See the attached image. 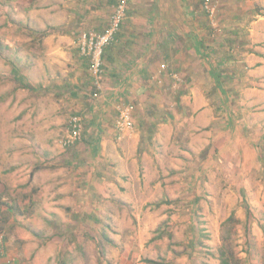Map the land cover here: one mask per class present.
Instances as JSON below:
<instances>
[{
	"label": "rangeland",
	"instance_id": "1",
	"mask_svg": "<svg viewBox=\"0 0 264 264\" xmlns=\"http://www.w3.org/2000/svg\"><path fill=\"white\" fill-rule=\"evenodd\" d=\"M34 3L0 0V232L12 264H220L223 230L234 264H264V75L247 93L222 79L226 89L205 95L207 114L177 72V87L171 77L165 94L148 96L150 122L130 132L135 161L122 167L117 153L131 142L96 145L83 132L60 146L75 111L61 88L65 57ZM206 18L222 39L220 14L216 30Z\"/></svg>",
	"mask_w": 264,
	"mask_h": 264
},
{
	"label": "crops",
	"instance_id": "2",
	"mask_svg": "<svg viewBox=\"0 0 264 264\" xmlns=\"http://www.w3.org/2000/svg\"><path fill=\"white\" fill-rule=\"evenodd\" d=\"M117 2L37 0L31 10L39 16L40 29L52 31L58 40L56 51L65 57L62 63L67 79H62L61 88L74 115L86 118L85 141L96 145L131 142L125 157L117 153L122 167L127 166V159L135 161L138 133L127 130L120 135L115 127L113 136H99L97 131L92 135L99 124L114 127L111 113L117 103L132 102L136 126L144 125L150 118L149 102L153 101L148 96L165 94L173 72L186 78L187 91L197 96L198 108H205L207 114L213 110L205 95L213 88L226 89L224 84L233 78L238 88L248 84L247 93L259 87L256 79L263 80L264 0H218L222 39L215 38L217 32L208 26L202 0H131L117 40L105 49V90L100 98H94L93 78L89 62L80 52L79 36L83 31L103 32ZM217 47L222 48L221 59L216 58ZM165 69L172 70L169 74ZM222 79L224 84L218 82ZM156 105V109L161 106L159 102ZM166 125L160 124L157 136L164 134ZM12 258L8 253L0 258V264H12Z\"/></svg>",
	"mask_w": 264,
	"mask_h": 264
},
{
	"label": "built area",
	"instance_id": "3",
	"mask_svg": "<svg viewBox=\"0 0 264 264\" xmlns=\"http://www.w3.org/2000/svg\"><path fill=\"white\" fill-rule=\"evenodd\" d=\"M131 0H118L114 11L110 16L109 24L103 32L83 31L79 36V49L81 54L89 62V71L93 80L94 98H100L104 91L103 77L105 75L104 53L105 49L113 44L121 31L122 24L127 17L128 8ZM203 9L207 13L210 22L216 30L217 28V3L215 0H202ZM172 77L175 80V87L182 81L178 73L173 72ZM134 110L135 106L132 102L117 103V116L115 119V127L119 132L134 130ZM84 132V119L81 115L75 114L71 116L68 127L59 139V144L63 148H69L81 142ZM6 238L0 232V258L7 256Z\"/></svg>",
	"mask_w": 264,
	"mask_h": 264
},
{
	"label": "trees",
	"instance_id": "4",
	"mask_svg": "<svg viewBox=\"0 0 264 264\" xmlns=\"http://www.w3.org/2000/svg\"><path fill=\"white\" fill-rule=\"evenodd\" d=\"M221 80H218V82H220ZM168 202H170V200L169 199H165L164 201L163 200H161L160 202H158V203H156L155 205L156 206H160L161 204H163V203H168ZM245 204H247V202H246V200H245ZM247 208H248V205L246 206ZM235 221H237V219L235 218V216H234V214H232L231 216H229L225 221H224V226H226V225H229V224H231L232 222H235ZM159 234L157 235V238L158 237H162L164 234H166V233H168V232H166V231H164V230H161V229H159ZM168 235H169V238H172V233L171 232H169L168 233ZM230 236L227 234L226 235V233L224 232V230H223V233H222V237H221V239H222V244H221V246H220V248H219V259H220V264H234L233 262H235V256H233L231 253H230V250H229V247H228V241H229V238ZM106 240L108 241V242H110V243H112L113 241L110 239V238H106ZM147 262H149V263H155V261L154 260H151V259H148V260H146ZM237 261V260H236ZM237 263V262H236ZM61 264H66L65 262H61Z\"/></svg>",
	"mask_w": 264,
	"mask_h": 264
}]
</instances>
